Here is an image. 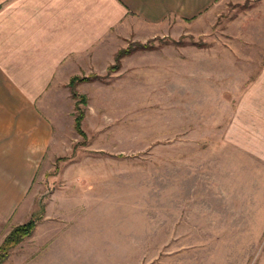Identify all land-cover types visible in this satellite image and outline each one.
<instances>
[{
  "label": "rangeland",
  "instance_id": "rangeland-1",
  "mask_svg": "<svg viewBox=\"0 0 264 264\" xmlns=\"http://www.w3.org/2000/svg\"><path fill=\"white\" fill-rule=\"evenodd\" d=\"M144 35L124 40L148 49L115 71L121 48L74 75L98 76L74 84L84 104L67 85L49 93L57 126L25 205L33 217L47 205L61 230L25 238L2 264H264V162L227 138L264 57V0L228 1L198 27Z\"/></svg>",
  "mask_w": 264,
  "mask_h": 264
},
{
  "label": "crops",
  "instance_id": "crops-1",
  "mask_svg": "<svg viewBox=\"0 0 264 264\" xmlns=\"http://www.w3.org/2000/svg\"><path fill=\"white\" fill-rule=\"evenodd\" d=\"M228 1L239 0H0V226L6 232L33 214L25 198L57 126L46 109L49 93L102 60L106 67L131 33L185 32ZM254 71L233 104L227 138L264 162V57ZM49 213L46 205L29 237L60 229ZM45 244L37 243L43 250Z\"/></svg>",
  "mask_w": 264,
  "mask_h": 264
},
{
  "label": "trees",
  "instance_id": "trees-1",
  "mask_svg": "<svg viewBox=\"0 0 264 264\" xmlns=\"http://www.w3.org/2000/svg\"><path fill=\"white\" fill-rule=\"evenodd\" d=\"M147 46L145 44H137L133 48H121L118 50L114 56V64L111 66H108L107 70L115 71L119 67V60L125 56H129L133 52L137 50H147ZM97 75L95 74H87L86 76H72L69 78L67 82V88L70 93L71 99L79 98V101L81 104H84L85 99L82 95L76 94L74 91V84L76 83H85L88 81H91L92 79H97ZM74 111L75 116H73V129L77 133V135L81 136V138L84 137V133L82 132L80 128L81 121L83 119V112L82 110H79L77 108V104L75 102L74 104ZM38 217H33V214L29 217L27 221H25L22 224L15 225L9 229V231L3 236V238L0 241V264H2L8 257L9 251L13 249L15 246H17L21 241H23L25 238L29 237L31 233L33 232L36 222L38 221Z\"/></svg>",
  "mask_w": 264,
  "mask_h": 264
}]
</instances>
